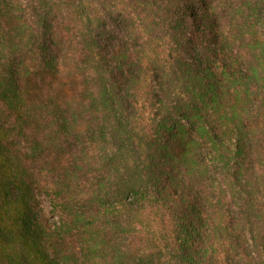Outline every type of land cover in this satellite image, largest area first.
<instances>
[{"label": "trees", "instance_id": "obj_1", "mask_svg": "<svg viewBox=\"0 0 264 264\" xmlns=\"http://www.w3.org/2000/svg\"><path fill=\"white\" fill-rule=\"evenodd\" d=\"M213 3L0 0V264H264V26Z\"/></svg>", "mask_w": 264, "mask_h": 264}, {"label": "rangeland", "instance_id": "obj_2", "mask_svg": "<svg viewBox=\"0 0 264 264\" xmlns=\"http://www.w3.org/2000/svg\"><path fill=\"white\" fill-rule=\"evenodd\" d=\"M213 16L219 18L224 26H231L234 32L240 35V32L246 31L249 22L254 24L258 21L264 26V9L252 11V0H214ZM249 8L252 12L246 11ZM248 37H246L247 39ZM46 214L52 217L51 206L48 199L43 200Z\"/></svg>", "mask_w": 264, "mask_h": 264}]
</instances>
